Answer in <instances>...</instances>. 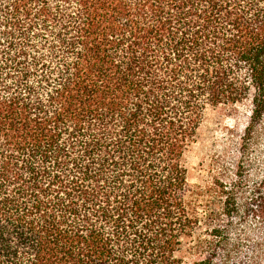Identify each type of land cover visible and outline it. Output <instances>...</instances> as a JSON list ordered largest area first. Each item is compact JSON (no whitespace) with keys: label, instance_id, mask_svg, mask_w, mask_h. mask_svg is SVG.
<instances>
[{"label":"trees","instance_id":"trees-1","mask_svg":"<svg viewBox=\"0 0 264 264\" xmlns=\"http://www.w3.org/2000/svg\"><path fill=\"white\" fill-rule=\"evenodd\" d=\"M208 107L262 120L264 0H0V264H247Z\"/></svg>","mask_w":264,"mask_h":264},{"label":"rangeland","instance_id":"rangeland-1","mask_svg":"<svg viewBox=\"0 0 264 264\" xmlns=\"http://www.w3.org/2000/svg\"><path fill=\"white\" fill-rule=\"evenodd\" d=\"M237 115L208 107L187 156L189 178L192 185L212 179L228 187L234 194L228 230L232 260L249 264L255 257L264 264V212L257 214L264 207V115L250 128L246 115ZM214 264H226L222 253Z\"/></svg>","mask_w":264,"mask_h":264}]
</instances>
